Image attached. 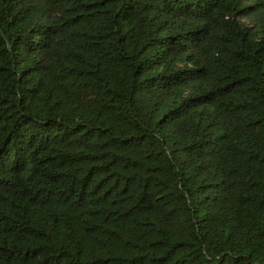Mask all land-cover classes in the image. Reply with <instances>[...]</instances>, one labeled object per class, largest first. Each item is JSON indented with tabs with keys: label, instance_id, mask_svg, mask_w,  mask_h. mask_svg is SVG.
I'll use <instances>...</instances> for the list:
<instances>
[{
	"label": "trees",
	"instance_id": "16d2710c",
	"mask_svg": "<svg viewBox=\"0 0 264 264\" xmlns=\"http://www.w3.org/2000/svg\"><path fill=\"white\" fill-rule=\"evenodd\" d=\"M0 264H264V0H0Z\"/></svg>",
	"mask_w": 264,
	"mask_h": 264
}]
</instances>
